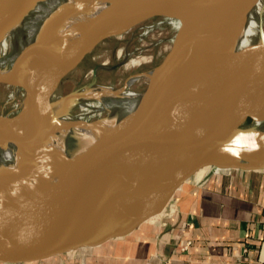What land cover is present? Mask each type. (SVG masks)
<instances>
[{
	"label": "water",
	"instance_id": "obj_1",
	"mask_svg": "<svg viewBox=\"0 0 264 264\" xmlns=\"http://www.w3.org/2000/svg\"><path fill=\"white\" fill-rule=\"evenodd\" d=\"M3 1L12 0H0V4ZM163 2L172 3V8H157ZM257 2L117 0L81 48L74 42L70 58L76 62L68 74L99 44L117 37L126 23L141 15H184L186 22L156 66L163 78L175 69L189 36ZM222 59L220 65L206 64L198 73L187 75L164 98L123 117L89 163L49 189L26 190L16 177L1 181L0 264H52L80 252L102 253L132 237L166 212L203 167L214 164H196L197 143L184 147L188 139L213 140L220 152L232 155L234 164L224 169H264V138L253 126L255 121H264V40L235 54H224ZM37 80V74L30 75L24 89L33 102L41 96L36 105L49 110L54 94L42 93ZM0 83L17 85L1 75ZM16 115L0 116V128L19 137L32 124L19 122ZM247 120L250 124L242 126ZM5 139L0 136V143Z\"/></svg>",
	"mask_w": 264,
	"mask_h": 264
},
{
	"label": "bare ground",
	"instance_id": "obj_2",
	"mask_svg": "<svg viewBox=\"0 0 264 264\" xmlns=\"http://www.w3.org/2000/svg\"><path fill=\"white\" fill-rule=\"evenodd\" d=\"M116 2L12 0L0 4V75L17 84L12 86L14 92L24 90L22 103L32 104L26 115L16 116L19 122L32 124L25 134L16 137L0 128V136H6L4 143H0V182L16 177L24 189L41 191L85 166L104 137L123 117H129V113L148 102L164 98L177 88L176 83L180 85L182 79L198 73L204 65H220L224 54L232 55L253 45L264 7V0H258L253 7L223 17L193 33L184 43L175 71L163 78L159 77L158 67L127 77L121 87L100 85L96 78L52 103L49 110L36 105L41 96L33 102L24 89L30 84L29 76L37 74L42 93L49 90L56 94L61 88L63 74H68L76 62L70 58L74 42H78L77 47L81 48ZM172 6L170 2H163L157 8L170 10ZM150 9L156 10V6H150ZM154 17H163L177 30L186 22L184 15L179 18L152 13H145L137 20ZM137 20L126 23L117 37L137 25ZM100 68L106 67H98L95 72ZM143 78L149 80L147 89L135 90V85ZM30 90L27 89L29 93ZM75 107L82 111L79 116L72 115ZM105 113L107 117H104ZM92 115L97 116L96 119H91ZM253 126L257 135L264 138V121H255ZM197 141L198 138L188 139L184 144V147H190L197 143L196 164L207 161H214L211 166L215 167L234 164V157L220 152L213 140ZM218 168L216 171L224 170Z\"/></svg>",
	"mask_w": 264,
	"mask_h": 264
},
{
	"label": "crops",
	"instance_id": "obj_3",
	"mask_svg": "<svg viewBox=\"0 0 264 264\" xmlns=\"http://www.w3.org/2000/svg\"><path fill=\"white\" fill-rule=\"evenodd\" d=\"M168 262L264 264V169L200 170L132 237L52 264Z\"/></svg>",
	"mask_w": 264,
	"mask_h": 264
},
{
	"label": "rangeland",
	"instance_id": "obj_4",
	"mask_svg": "<svg viewBox=\"0 0 264 264\" xmlns=\"http://www.w3.org/2000/svg\"><path fill=\"white\" fill-rule=\"evenodd\" d=\"M260 23L258 34L253 38L254 42L264 40V7ZM176 32L175 26L166 23L163 17H154L133 26L122 37H112L110 38L112 40L103 41L71 73L68 75L63 74L61 88L53 97L54 103L58 102L61 97L67 96L91 83L94 79L95 69L98 67L108 69L100 68L97 70L96 82L100 85L106 83L105 86L114 87L123 86L127 77L133 74L155 68L162 62L171 48ZM148 81L146 78L141 79L134 89L144 90L148 85ZM178 86V83H176V87ZM14 91L12 86L0 83V116L13 117L17 114L16 116L20 117L26 115L29 108L31 109V103H22L25 96L24 90ZM81 113L82 111L78 107L72 110L73 116H79ZM107 116L108 114L105 113L104 117ZM96 117L95 115L90 116L93 120ZM249 124L250 122L247 120L242 126ZM219 166L222 167V165L216 167ZM216 167L206 166L201 170L216 171Z\"/></svg>",
	"mask_w": 264,
	"mask_h": 264
},
{
	"label": "built area",
	"instance_id": "obj_5",
	"mask_svg": "<svg viewBox=\"0 0 264 264\" xmlns=\"http://www.w3.org/2000/svg\"><path fill=\"white\" fill-rule=\"evenodd\" d=\"M167 264H171V263L168 262Z\"/></svg>",
	"mask_w": 264,
	"mask_h": 264
}]
</instances>
